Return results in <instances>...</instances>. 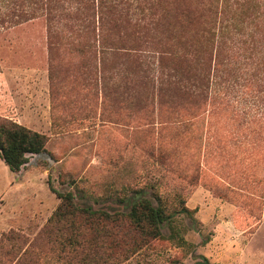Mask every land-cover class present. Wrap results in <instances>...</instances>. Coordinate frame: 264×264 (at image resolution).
Returning <instances> with one entry per match:
<instances>
[{"label": "rangeland", "instance_id": "374dc122", "mask_svg": "<svg viewBox=\"0 0 264 264\" xmlns=\"http://www.w3.org/2000/svg\"><path fill=\"white\" fill-rule=\"evenodd\" d=\"M134 7L114 51L45 17L0 28V118L48 138L19 172L0 156V264H264L263 52L210 58L227 99L166 95L186 49L168 48L166 16L132 49ZM51 186L74 196L57 214ZM141 189L172 215L162 237L127 216Z\"/></svg>", "mask_w": 264, "mask_h": 264}, {"label": "trees", "instance_id": "16d2710c", "mask_svg": "<svg viewBox=\"0 0 264 264\" xmlns=\"http://www.w3.org/2000/svg\"><path fill=\"white\" fill-rule=\"evenodd\" d=\"M132 1L136 33H142L141 36L138 34L139 40L132 49L141 50L144 42L148 41L143 38L165 16L166 35L172 39L168 48L173 54L176 45L186 49L182 54L173 55L178 64L172 66L173 72L170 73L174 80H166V95H184L200 102H205L210 96L211 99H227L230 89L220 86L216 74L210 75V58L216 56V62H221L228 48L233 53L236 49L250 55L260 52L264 55V0H0V28L45 17L53 34L63 27L79 35L94 33L98 29L102 48L114 51L120 43L117 19L128 20L129 14L124 7L128 8ZM96 20L98 25L95 27ZM73 21H77L79 26H75ZM196 22L201 23L196 41L178 35L183 30L186 33ZM135 57L138 65L143 64L141 55ZM47 141L44 133L17 121L0 118V156L12 172H19L32 155L46 152ZM51 189L63 201L55 214L63 204H73L71 192H57L52 186ZM125 206L129 209L127 216L136 227L156 238L163 236L162 228L172 221V215L167 214L160 204H154L142 189L134 191L125 200ZM84 210L96 213L90 205L84 206ZM185 211L190 212L188 208ZM198 258L195 264H211L204 255H198Z\"/></svg>", "mask_w": 264, "mask_h": 264}]
</instances>
